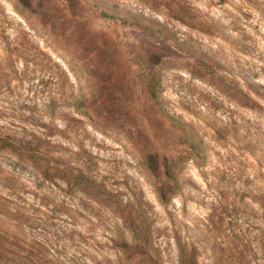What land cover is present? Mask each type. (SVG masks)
Listing matches in <instances>:
<instances>
[{
  "label": "rangeland",
  "instance_id": "374dc122",
  "mask_svg": "<svg viewBox=\"0 0 264 264\" xmlns=\"http://www.w3.org/2000/svg\"><path fill=\"white\" fill-rule=\"evenodd\" d=\"M0 264H264V0H0Z\"/></svg>",
  "mask_w": 264,
  "mask_h": 264
},
{
  "label": "trees",
  "instance_id": "16d2710c",
  "mask_svg": "<svg viewBox=\"0 0 264 264\" xmlns=\"http://www.w3.org/2000/svg\"><path fill=\"white\" fill-rule=\"evenodd\" d=\"M167 174H168V177H169L171 183H173L174 188H177L176 185L179 186V180L175 176V174H174L173 169H172L171 166H168V168H167ZM161 198L163 199L164 197L162 196Z\"/></svg>",
  "mask_w": 264,
  "mask_h": 264
}]
</instances>
